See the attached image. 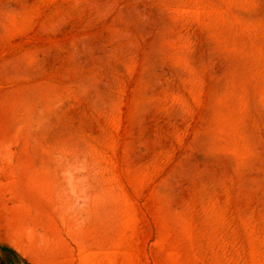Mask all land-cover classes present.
<instances>
[{
  "label": "rangeland",
  "instance_id": "1",
  "mask_svg": "<svg viewBox=\"0 0 264 264\" xmlns=\"http://www.w3.org/2000/svg\"><path fill=\"white\" fill-rule=\"evenodd\" d=\"M0 264H264V0H0Z\"/></svg>",
  "mask_w": 264,
  "mask_h": 264
},
{
  "label": "trees",
  "instance_id": "2",
  "mask_svg": "<svg viewBox=\"0 0 264 264\" xmlns=\"http://www.w3.org/2000/svg\"><path fill=\"white\" fill-rule=\"evenodd\" d=\"M9 250L11 251V252H15L13 249H11V248H9Z\"/></svg>",
  "mask_w": 264,
  "mask_h": 264
}]
</instances>
